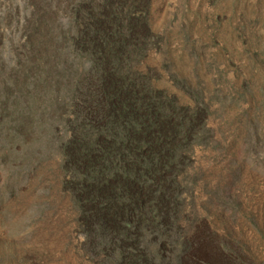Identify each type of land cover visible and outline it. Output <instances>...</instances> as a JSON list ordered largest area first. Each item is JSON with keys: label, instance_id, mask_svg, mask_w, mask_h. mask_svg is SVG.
<instances>
[{"label": "rangeland", "instance_id": "obj_1", "mask_svg": "<svg viewBox=\"0 0 264 264\" xmlns=\"http://www.w3.org/2000/svg\"><path fill=\"white\" fill-rule=\"evenodd\" d=\"M138 1L135 17L153 36L140 70L181 106L209 107L210 126L224 146L225 154L199 148L182 174L180 227L197 256L186 262L264 264V0L122 5ZM91 4L103 0H0V123L12 116L3 106L14 101L33 106L36 126L33 137L10 149L0 136V264H123L121 249L107 239L99 249L87 244L81 205L59 152L68 127L60 125L54 138L38 125L40 116L50 125L52 85L40 92L21 86L24 68L38 62V18L48 20L45 52L61 45L52 66H45L70 76L88 73L89 56L74 40L77 10ZM64 86L59 93L66 97ZM66 111L61 123L74 118ZM148 239L157 264H168L174 253L163 251L155 235Z\"/></svg>", "mask_w": 264, "mask_h": 264}, {"label": "trees", "instance_id": "obj_2", "mask_svg": "<svg viewBox=\"0 0 264 264\" xmlns=\"http://www.w3.org/2000/svg\"><path fill=\"white\" fill-rule=\"evenodd\" d=\"M123 3L103 0L77 10L80 25L74 43L89 56L86 75L70 76L45 66L53 63L61 45L51 50L53 54L45 52L48 20L38 18L33 30L37 37L43 29L35 48L38 62L24 68L21 86L33 84L35 91L52 85L50 125L43 116L38 125L54 138L60 125L71 132L59 142V152L81 205L88 246L99 249L107 239L110 247L121 249L123 264H157L148 249L153 234L163 251L174 253L168 264H187L186 257L197 256L180 227L182 174L199 148L223 154V141L218 129L210 126L209 107L181 106L140 70L149 55L152 32L135 17L142 2L130 8ZM63 85L67 98L59 93ZM36 97L40 100L39 94ZM3 107L12 114L0 123V136L10 149L35 134L30 119L34 109L14 101ZM65 110L74 118L61 123Z\"/></svg>", "mask_w": 264, "mask_h": 264}, {"label": "water", "instance_id": "obj_3", "mask_svg": "<svg viewBox=\"0 0 264 264\" xmlns=\"http://www.w3.org/2000/svg\"><path fill=\"white\" fill-rule=\"evenodd\" d=\"M33 124H35V122H33ZM35 126V125H34ZM35 129H36V126H35Z\"/></svg>", "mask_w": 264, "mask_h": 264}]
</instances>
